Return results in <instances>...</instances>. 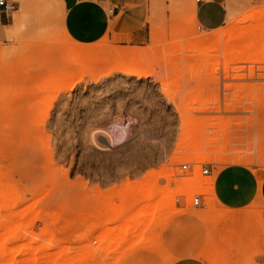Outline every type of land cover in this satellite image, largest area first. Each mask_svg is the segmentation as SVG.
<instances>
[{
	"label": "rangeland",
	"instance_id": "obj_1",
	"mask_svg": "<svg viewBox=\"0 0 264 264\" xmlns=\"http://www.w3.org/2000/svg\"><path fill=\"white\" fill-rule=\"evenodd\" d=\"M10 2L16 11L0 14V264H264V209L238 220L205 191L228 166L264 174V41L262 60L257 47L227 66L223 48L193 52L212 33L193 16L197 0H104L109 15L143 10L140 35L112 20L99 43L82 45L62 28V0ZM224 8L220 31L263 11L264 0ZM77 45L94 52L87 70L71 60ZM186 132L197 141L183 146ZM148 181L169 206L142 236L130 234L136 247H118L126 218L111 209L128 184ZM196 195L205 207L193 205Z\"/></svg>",
	"mask_w": 264,
	"mask_h": 264
},
{
	"label": "crops",
	"instance_id": "obj_2",
	"mask_svg": "<svg viewBox=\"0 0 264 264\" xmlns=\"http://www.w3.org/2000/svg\"><path fill=\"white\" fill-rule=\"evenodd\" d=\"M224 1L201 0L198 3L197 20L204 30L216 31L224 26L227 19ZM62 4V28L75 42L82 45L99 43L110 30L112 20H116L120 31L128 37L140 35L139 28L145 22V12L139 8L121 9L117 14L114 12L109 15L103 5L104 0H62ZM204 16L209 20V25H205ZM263 146L260 140L259 153ZM259 172L260 168L256 170L245 165H232L216 174L215 196L226 209L239 213L238 220L246 218V213L256 205L264 209V174ZM262 243L264 244V239ZM133 258L135 257L131 256L128 259ZM176 261L173 260L170 264H207L199 257Z\"/></svg>",
	"mask_w": 264,
	"mask_h": 264
},
{
	"label": "bare ground",
	"instance_id": "obj_3",
	"mask_svg": "<svg viewBox=\"0 0 264 264\" xmlns=\"http://www.w3.org/2000/svg\"><path fill=\"white\" fill-rule=\"evenodd\" d=\"M193 16L196 19V17H197L196 9L193 11ZM263 41H264V10L255 14V15H252L251 17L247 18L246 20H244L240 23H237L235 25L230 26L228 29H226L224 31L216 30V31H212L211 34H204V35L199 36L196 39L197 43H196L195 50L193 52L194 53H201V55H204L206 53L219 52L220 49L223 48V52H224V56H225V63L227 66H229L230 64H232L238 60H240V63H242L241 59H239L240 56L242 54H244L245 52H249L248 49H250V50L254 49V51H256L257 47H258V50H257L256 54L258 55V59H256V60H258V61L262 60L264 57L263 56L264 53L262 54V52H261L262 49H260V46H261V43H263ZM93 53L94 52L92 50H90V48H87V47L82 46V45H77L74 53L71 55L72 56L71 60L73 61V63H76V66L80 67L81 69L85 68L84 70H87L86 66L89 63V60L91 58L94 59V57H95V55ZM250 53H249V56L250 57L252 56V58H253L254 54L252 55ZM95 62L100 63V59H97V60L95 59ZM238 63H239V61H238ZM260 63H262V62H260ZM125 66H124V68L127 70L128 65L126 67ZM98 67H99V65H98ZM86 72L87 71H85V73ZM90 72H91V70H90ZM85 73H84V75H85ZM84 75H81V76H84ZM68 81H69V79H68ZM184 122L187 125V127L190 129L192 126L191 121L185 119ZM119 127H120L119 125L115 126V128H119ZM125 134H126L125 131H123L118 139L119 140L124 139ZM188 139L193 140V141H197V137L193 133L186 132L184 137H183V140H182L183 146H186V141H188ZM201 142H202V139H201ZM206 142L210 143L211 140L208 139V140H206ZM181 151L185 152V151H187V148L183 147V149ZM207 152L209 153L210 149H208ZM204 157H206L208 159L210 158L209 155H205ZM152 182H153V180H152ZM186 186L189 187L188 184L185 185V183H184V186H183L184 189L183 190L185 192L187 191L186 193L193 191L192 189L190 190V188L193 187V184L191 185L190 188H188V187L186 188ZM180 188H182V187H180ZM196 188H197V186H196ZM155 190L156 189H155L154 185H152V183L149 181L145 182L144 184L142 183L140 185H135V186L128 184L126 186V189H125L126 193L124 194V196L122 198L118 199L119 204L118 205L111 204L109 206L110 209L112 208V205L117 206L114 210L111 209V215L114 216L113 217L114 219L118 220L121 218V220H122V218L124 217L123 219L125 220V218H126V220L123 221V223H121L122 221L121 222L119 221L121 224L119 223V227L117 226L118 231L116 232V230H115L116 235L114 237L116 238L115 240H118V241L114 240V242H116V244L118 243L117 244L118 247L120 245L122 246V244H127L125 241H126V239H130L132 237V235H131V237L128 238L130 236V234L135 233L136 235L135 234L134 235H135V237H137V233L139 232L140 234H138V235L142 236L143 229L145 227H147L148 225H150L152 221L157 219L158 215L160 214V210L164 209V207H166V206H169V204L167 205L168 202L166 201V199H164L165 198L164 196L160 195V199L158 198L159 197L157 195L158 193ZM194 190H195V188H194ZM205 191H207L208 194L211 196L210 202H211V205L213 206V204L217 201L216 200L217 198L214 194V187L213 188H207V189H205ZM166 196H168V195H166ZM175 198H176V195H175ZM171 201L173 204L171 203ZM140 203H143L144 205H140L143 207L141 209L139 208L137 210L136 205L139 206ZM171 204L172 205L175 204L174 199L170 200V207H171ZM172 208H174V206L171 207L170 209H172ZM170 211H172V210H170ZM225 211H227V210H225ZM206 215H207V213H206ZM160 217H161V215H160ZM120 225H121V227H120ZM113 229L114 228H112L111 231H113ZM117 236H118V238H117ZM135 237L133 236V238L130 239V241H128V242H130L129 244L133 245L134 247H136V245H134L135 244L134 242L137 241L135 239ZM133 239L135 240L134 242L132 241ZM145 239H146V241L148 240L146 237H144V241H145ZM143 242H141V243H143ZM141 243L139 245L137 243V247L142 246L144 244V243L143 244H141ZM129 244L126 246L128 247ZM151 244L153 246L155 243L154 244L151 243ZM144 246H145V244H144ZM158 246L159 245L156 242V244H155V246H153V248H159ZM127 247H126V250L131 249V246L128 247L129 249H127Z\"/></svg>",
	"mask_w": 264,
	"mask_h": 264
},
{
	"label": "built area",
	"instance_id": "obj_4",
	"mask_svg": "<svg viewBox=\"0 0 264 264\" xmlns=\"http://www.w3.org/2000/svg\"><path fill=\"white\" fill-rule=\"evenodd\" d=\"M197 3H201V0H197ZM16 11L15 2H10V0H0V12L2 14H5L7 17L9 13ZM114 11H111V14H113ZM183 170H187L189 168V165H184ZM202 174L206 177L212 175V168L208 165L203 166ZM193 205L196 208H203L206 206L203 196L196 195L193 198Z\"/></svg>",
	"mask_w": 264,
	"mask_h": 264
}]
</instances>
